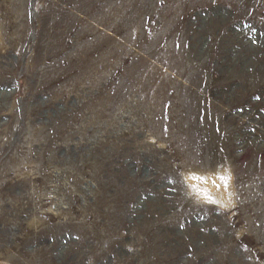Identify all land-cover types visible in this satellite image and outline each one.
Listing matches in <instances>:
<instances>
[{"label": "rangeland", "instance_id": "374dc122", "mask_svg": "<svg viewBox=\"0 0 264 264\" xmlns=\"http://www.w3.org/2000/svg\"><path fill=\"white\" fill-rule=\"evenodd\" d=\"M0 264H264V0H0Z\"/></svg>", "mask_w": 264, "mask_h": 264}, {"label": "bare ground", "instance_id": "6f19581e", "mask_svg": "<svg viewBox=\"0 0 264 264\" xmlns=\"http://www.w3.org/2000/svg\"><path fill=\"white\" fill-rule=\"evenodd\" d=\"M210 181V180H209ZM206 182L205 184H206V187H203V188H200L199 187V190H200V192H202V190L204 189V188H211L213 185L211 184V182Z\"/></svg>", "mask_w": 264, "mask_h": 264}]
</instances>
